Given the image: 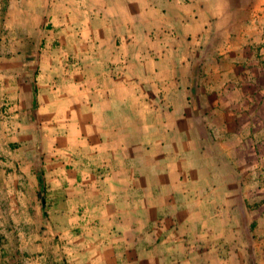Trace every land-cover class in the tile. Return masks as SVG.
Here are the masks:
<instances>
[{
    "label": "crops",
    "instance_id": "crops-1",
    "mask_svg": "<svg viewBox=\"0 0 264 264\" xmlns=\"http://www.w3.org/2000/svg\"><path fill=\"white\" fill-rule=\"evenodd\" d=\"M259 2L0 0V257L264 264Z\"/></svg>",
    "mask_w": 264,
    "mask_h": 264
},
{
    "label": "rangeland",
    "instance_id": "rangeland-1",
    "mask_svg": "<svg viewBox=\"0 0 264 264\" xmlns=\"http://www.w3.org/2000/svg\"><path fill=\"white\" fill-rule=\"evenodd\" d=\"M1 2H4V0H1ZM260 4L261 3H263L262 5H261V12H259L261 15L260 16H254V17H252V19H254V24L255 25H257L256 24V20H257V18H259V20H260V23L258 24V25H260L261 26V31H260V29L258 28V30L260 31V32H262V34L264 33V0H260V2H259ZM252 9H255V8H251V10ZM0 36H4V39H6L7 37H5L6 36V34L7 33H5L4 32V29L2 28V27H0ZM4 51H6V50H4ZM264 123V122H263ZM263 130H264V128H263ZM2 236V233L0 232V237ZM3 259L4 258H2V257H0V263H2V261H3Z\"/></svg>",
    "mask_w": 264,
    "mask_h": 264
},
{
    "label": "trees",
    "instance_id": "trees-1",
    "mask_svg": "<svg viewBox=\"0 0 264 264\" xmlns=\"http://www.w3.org/2000/svg\"><path fill=\"white\" fill-rule=\"evenodd\" d=\"M1 245H2V237H0V248H1ZM0 264H9L8 260H6L5 258L3 259L2 263Z\"/></svg>",
    "mask_w": 264,
    "mask_h": 264
},
{
    "label": "built area",
    "instance_id": "built-area-1",
    "mask_svg": "<svg viewBox=\"0 0 264 264\" xmlns=\"http://www.w3.org/2000/svg\"><path fill=\"white\" fill-rule=\"evenodd\" d=\"M259 23H260V20H259V18H257L256 24L258 25Z\"/></svg>",
    "mask_w": 264,
    "mask_h": 264
}]
</instances>
